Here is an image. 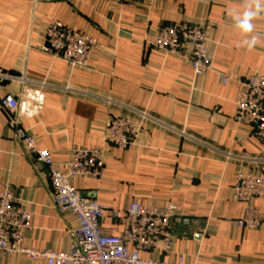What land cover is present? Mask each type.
Returning a JSON list of instances; mask_svg holds the SVG:
<instances>
[{
  "label": "crops",
  "instance_id": "obj_1",
  "mask_svg": "<svg viewBox=\"0 0 264 264\" xmlns=\"http://www.w3.org/2000/svg\"><path fill=\"white\" fill-rule=\"evenodd\" d=\"M243 0H0V73L26 76L2 83L25 104L23 129L56 163L75 149L102 148L103 178L76 179L85 199L108 210L137 201L143 207L180 213L174 236L143 258L161 263L264 264V197L254 202L262 216L258 229H240L245 205L232 199L240 173L264 175V147L252 129L234 120L241 84L264 74V15L254 21L260 43L252 50L233 26L230 13ZM52 21L93 37L98 48L89 69L71 71L66 62L40 50ZM174 23L210 29L212 69L196 75L188 60L155 50L161 28ZM222 76L231 82L224 84ZM112 117L140 127L127 151L107 141ZM15 118L0 107V192L13 190L32 213L25 244L65 252L73 243L72 219L51 201L46 169L35 166L13 139ZM104 226L122 231L107 215ZM3 264H47L7 257Z\"/></svg>",
  "mask_w": 264,
  "mask_h": 264
},
{
  "label": "built area",
  "instance_id": "obj_2",
  "mask_svg": "<svg viewBox=\"0 0 264 264\" xmlns=\"http://www.w3.org/2000/svg\"><path fill=\"white\" fill-rule=\"evenodd\" d=\"M124 4L129 0H102ZM264 37V33L257 34ZM210 29L204 25L174 23L160 29L155 50L182 57L189 61L196 75L207 74L213 66V56L208 48ZM98 48L90 35L52 21L45 33L40 50L67 63L71 71L89 69ZM18 80L34 87L26 76L14 78L0 73V107L15 118L10 123L13 139L21 144L35 166H43L50 180L51 201L56 211L65 219H72L73 243L65 252L37 249L25 244L32 229V213L18 202L13 190L0 192V264L7 257H25L47 264H185L161 263L146 260L143 254L159 243L169 250L174 236L172 220L180 213L175 206L165 209L143 207L134 201L122 210H108L96 199H85L74 185L76 179L103 178L106 161L102 148L73 150L68 159L56 163L52 155L39 148L38 141L20 125L19 115L25 104L19 97L6 93L2 83ZM226 85L231 79L222 76ZM234 120L249 125L252 134L264 147V74L256 73L241 84ZM107 141L117 149L127 151L140 132V127L122 117H112L108 124ZM264 197V175L261 172L240 173L233 188L232 199L245 205V213L237 222L240 229H258L262 216L254 202ZM123 225L122 231L104 226L107 215Z\"/></svg>",
  "mask_w": 264,
  "mask_h": 264
},
{
  "label": "clouds",
  "instance_id": "obj_3",
  "mask_svg": "<svg viewBox=\"0 0 264 264\" xmlns=\"http://www.w3.org/2000/svg\"><path fill=\"white\" fill-rule=\"evenodd\" d=\"M229 15L234 28L244 37L241 46L248 50L255 48L260 43V38L253 34L254 21L264 15V0H243L242 9L235 10Z\"/></svg>",
  "mask_w": 264,
  "mask_h": 264
}]
</instances>
